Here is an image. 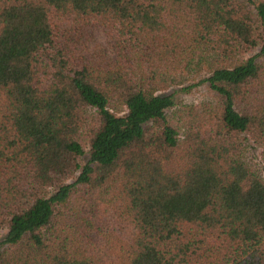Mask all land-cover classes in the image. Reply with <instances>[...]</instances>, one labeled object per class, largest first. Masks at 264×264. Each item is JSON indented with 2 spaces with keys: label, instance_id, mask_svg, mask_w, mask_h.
<instances>
[{
  "label": "trees",
  "instance_id": "obj_1",
  "mask_svg": "<svg viewBox=\"0 0 264 264\" xmlns=\"http://www.w3.org/2000/svg\"><path fill=\"white\" fill-rule=\"evenodd\" d=\"M0 230V264H264V0H0Z\"/></svg>",
  "mask_w": 264,
  "mask_h": 264
},
{
  "label": "rangeland",
  "instance_id": "obj_2",
  "mask_svg": "<svg viewBox=\"0 0 264 264\" xmlns=\"http://www.w3.org/2000/svg\"><path fill=\"white\" fill-rule=\"evenodd\" d=\"M96 38L102 39L101 34L98 33ZM171 91L172 90H170L169 92H171ZM209 95L210 94L208 93V89L205 85H201L199 87H196V88L192 89V91L189 93H186V92L180 91V90H177L174 93L175 101L178 103H197ZM253 153H256V151L253 150ZM257 158H258V156H257ZM4 233H5V230H0V240H1L2 236L4 235Z\"/></svg>",
  "mask_w": 264,
  "mask_h": 264
}]
</instances>
